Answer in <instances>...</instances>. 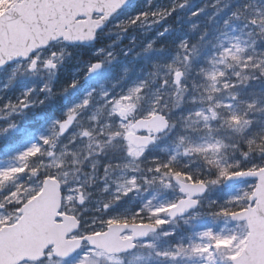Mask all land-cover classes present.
I'll list each match as a JSON object with an SVG mask.
<instances>
[{"label":"snow or ice","instance_id":"snow-or-ice-1","mask_svg":"<svg viewBox=\"0 0 264 264\" xmlns=\"http://www.w3.org/2000/svg\"><path fill=\"white\" fill-rule=\"evenodd\" d=\"M5 3L0 70L11 74L0 85V138L44 103L31 98L35 89L15 100L6 89L22 77L55 74L68 46L95 41L129 0ZM189 4L153 9L149 0L115 27L151 28ZM228 7L214 0L190 18L211 8V23ZM191 29L198 39L180 42L171 62L154 63L127 85L125 68L0 168V264H264V127H255L264 123V91L249 90L264 83V5L241 4L211 36L198 23ZM97 55L85 79L117 59L113 51ZM40 91L56 95L50 82ZM13 147L2 144L0 153ZM233 181L241 184L222 203L206 196ZM169 193L173 199L157 202ZM207 219L218 227L202 228ZM181 225L184 237L177 236Z\"/></svg>","mask_w":264,"mask_h":264},{"label":"rangeland","instance_id":"rangeland-1","mask_svg":"<svg viewBox=\"0 0 264 264\" xmlns=\"http://www.w3.org/2000/svg\"><path fill=\"white\" fill-rule=\"evenodd\" d=\"M257 1V0H256ZM214 0H190L189 6L180 10L177 14L184 20H181L183 26L181 27V34L185 35L186 38L190 42L195 43L198 39L199 32H193L191 26L193 23H198L200 25V30L205 29L206 26L217 25L220 19H226L235 9L236 2H229V7L225 9L223 13L216 17L215 21L209 22V17H211L214 13V10L211 8L206 9L202 12L198 17L190 18L191 13L196 11L199 8H202L205 4H211ZM244 3L250 2V0H243ZM173 0H151V7L153 9L156 8H169L171 7ZM149 5V0H147L146 6L143 8L144 10ZM9 7V5L0 4V14ZM135 8L129 9L125 13H119L118 16L114 17L111 20L109 26L102 32H100L99 40L95 43V45L85 47H71L68 46L67 54L63 63L59 66L57 72L51 76L49 75H29L26 77H22L16 80V82L6 89L5 98H11L15 100L17 97L21 96L23 92L29 89H35L32 94V99L37 101L44 100L43 104H37L27 110V112L23 115L22 118L18 119V122L27 121L28 118L45 116L48 113L53 115H58L59 117L52 116L44 128V135L49 134V130L51 124L54 120L59 119L66 113V111L75 103L80 102L87 93L93 88H98L101 84H104L107 87H111L112 83L117 82L124 75V69L127 68L130 71L128 72V78L123 81V85L129 84L132 80H135L139 77L140 73H143L144 76L149 72L148 69L152 68V65L156 59H159L163 62H171L178 51V45L180 42L185 40L182 38H171L170 33L171 25L166 23V20L163 21L160 25H154L151 28L147 27H138L133 26L129 28L126 32H122L118 30L115 25L119 24L121 21L128 20L130 17L137 14L134 10ZM204 18L205 20H201ZM168 28L169 31L164 32V29ZM161 32H164L163 35H160ZM172 34V33H171ZM178 33L177 35H179ZM176 35V36H177ZM155 41L154 50L151 52L145 53L143 50L149 42ZM261 47L264 48V42L261 43ZM164 49L163 52L156 51V49ZM105 51H113L117 54V59L113 61L110 65H106L104 70L100 72L95 79L90 82H86L84 78L87 74V65L90 62H95L100 57L97 53H100L101 50ZM127 53V54H125ZM140 53V55H137ZM63 73L68 74V76H63ZM137 74L135 77H131L132 74ZM9 71L0 72V85L5 83L7 79L10 77ZM61 75L63 77H61ZM142 75V74H140ZM64 79V80H63ZM79 80V84L77 88L71 89L67 93L64 92V89L67 88L73 81ZM50 82V86L56 95L48 97L47 93L41 92L40 89L44 87L46 83ZM120 85V86H123ZM250 91H255L257 93L264 91V83H256L254 82ZM60 110V111H59ZM64 111L61 114V111ZM59 111V112H58ZM262 121H264L261 118ZM5 121H0V125H4ZM264 123H258L255 127L257 130ZM13 135H9L8 137L15 140L14 136L17 134V131L11 133ZM4 139V138H0ZM6 139V138H5ZM38 139V140H36ZM40 138H35L34 140H30L28 142V147H30L33 143H39ZM30 143V144H29ZM26 145H14L11 151H9L6 157H9L8 163L12 164L13 161L11 157L15 156L19 152H22L28 148ZM160 147H157L153 150L151 155H160ZM5 162L2 160L0 162V168L7 167L3 165ZM7 163V164H8ZM239 186V185H238ZM238 186L233 188H227L226 190L222 187L217 188L210 193H207L208 199L219 200L221 203L227 199L230 193H233ZM173 194L169 193L167 197H160L157 202H162L163 199L170 197ZM91 213H86L85 215H90ZM202 228L207 227H218L214 225L210 219H207L201 222ZM177 236L184 237L187 234V229L181 225L180 228L176 230ZM165 243L164 240H161V245Z\"/></svg>","mask_w":264,"mask_h":264},{"label":"trees","instance_id":"trees-1","mask_svg":"<svg viewBox=\"0 0 264 264\" xmlns=\"http://www.w3.org/2000/svg\"><path fill=\"white\" fill-rule=\"evenodd\" d=\"M146 3H147V0H136V3H135L134 8L137 10V13H139L138 11H141V7L144 6V5H146ZM237 6H239V5L237 4ZM201 20L203 21L205 19L204 18H201ZM168 21H169V23L171 25L170 27H171V30H172V32H171L172 34L170 33L171 37H173V38H175V37L179 38L181 36V30L182 29H181V26L179 25L180 19H178L177 13H173V15L168 18ZM207 29H209V28H207ZM212 30L213 29H209L210 36H211ZM178 33H180V34L177 35ZM157 62H161V60L157 59ZM262 119L264 120V118H262ZM40 121L41 122H39L38 124L29 125L28 127L24 128L26 130V133L29 134V136H33V137H36V136L38 137L39 136V133H41L42 128L44 129V125L46 124L45 121H44V119H40ZM261 127H264V124L261 125ZM20 139H21V137L19 136L17 138V140L15 141L14 144H16L17 141H20ZM162 146H160V147H162ZM173 198H174V195H172L170 197V199H173Z\"/></svg>","mask_w":264,"mask_h":264},{"label":"water","instance_id":"water-1","mask_svg":"<svg viewBox=\"0 0 264 264\" xmlns=\"http://www.w3.org/2000/svg\"><path fill=\"white\" fill-rule=\"evenodd\" d=\"M131 1H132V0H129V4H130ZM129 4H128V5H129ZM128 5H127V6H128ZM125 7H126V6H125ZM125 7H123V8H125ZM118 12H119V11H118ZM5 13H6V12H4V13L1 15L0 18L4 17ZM106 25H107V24H106ZM106 25H105V26H106ZM105 26H104V27H105ZM93 42H94V41H93ZM93 42H91V43H93ZM83 45H89V43H88V44H83ZM96 74H98V73H96ZM96 74H93L92 76L87 77V79H90V78L94 77ZM235 182H239V181H233V182H230L228 185H232V184H234Z\"/></svg>","mask_w":264,"mask_h":264}]
</instances>
